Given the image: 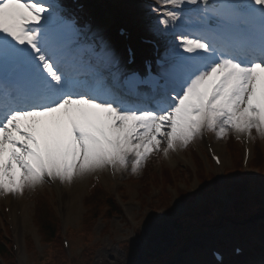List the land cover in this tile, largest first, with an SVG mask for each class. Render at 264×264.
Segmentation results:
<instances>
[{"label":"snow or ice","instance_id":"obj_1","mask_svg":"<svg viewBox=\"0 0 264 264\" xmlns=\"http://www.w3.org/2000/svg\"><path fill=\"white\" fill-rule=\"evenodd\" d=\"M157 3L158 32L178 27L186 5L210 9V0ZM228 7L199 35H178L147 106L142 94L133 102L78 81L51 4L0 0V193L129 165L135 174L153 154L186 149L205 133L264 139V0Z\"/></svg>","mask_w":264,"mask_h":264},{"label":"rangeland","instance_id":"obj_2","mask_svg":"<svg viewBox=\"0 0 264 264\" xmlns=\"http://www.w3.org/2000/svg\"><path fill=\"white\" fill-rule=\"evenodd\" d=\"M125 2L129 1L115 0L114 5L117 11L122 12L127 19L130 18L132 13L139 12L142 9L140 7L127 9ZM109 25H112L111 19L109 20ZM146 31L150 34L152 32V30L148 31L147 29ZM87 83L91 85V82L88 81ZM210 134L211 145L219 151L227 170L232 167L231 155L239 162V166H237L235 161H233L236 170L239 171L238 168L240 167L241 171H243L241 164L243 146L239 142H236L232 136L229 137L231 132L224 139H217L214 133ZM263 146L264 144L262 143L261 146L255 147V152L250 161V169H253L252 163L264 166ZM192 150L199 154L201 153V159L207 164L205 156L206 143H204L203 137L191 143L186 149L169 152L167 156L163 152L153 154L146 165L135 174L132 173L131 165H129L126 170L116 171L108 168L70 183L67 197L68 207L65 205L67 224H64L60 230H57L58 237H54L53 242L49 241L48 233L40 222L37 221L38 217H36L34 211V205L38 201V197H42V193L48 191L49 188L44 183L35 189L25 190L23 195H21V199L24 201V216L21 218V222L15 223L10 220L11 217H8L5 222L1 219L4 227L0 231V241L5 238L10 247H17V252L12 253L10 257L6 255L0 258V264H86L84 260L85 256L90 253L94 254L93 262L90 264H104L102 259L105 261V264H148L146 251L161 256L165 255L176 245L184 229L179 225L182 222L179 223L177 217L186 213L183 210V206L180 208L175 206L173 208L174 203L178 202L179 199L175 187H167L173 193V196H168L167 205L163 206L162 202L159 201V197L164 194V185L166 183L179 180L180 178L182 181L180 188L185 191L199 193L198 195H200L201 192L199 191L205 190L202 192V202H200L201 197L197 198V201L200 202L198 204L199 207L196 206L199 208L197 211H202L205 208H214L210 203L211 200H209L208 194L215 191V188H213L215 184H213L212 190H208L210 187L206 186L207 173L194 169L191 158V154H194ZM237 155L238 158H236ZM165 157L177 162L182 171L169 172L170 174L153 177V173L156 170L160 171V166L169 167V162H165ZM209 164L212 166L210 161ZM251 172L252 174L257 173V171ZM140 175L141 178H139ZM217 175L220 177L219 172ZM261 175L264 176V173L261 172ZM95 179H98L104 186L112 190L116 200L119 201V204L117 202V206L121 209L123 215L117 214L109 220L105 217L93 223H87L81 226L84 227L81 229L82 200L87 195V190ZM173 185L176 188L179 186L178 183H174ZM232 197L234 198L233 195ZM107 198L106 193H100L96 196V199L91 202L93 211H96V200L100 203L102 202L101 206L105 204ZM171 205L172 210L167 214V209ZM215 214H217L216 211ZM167 215H169V218L165 220ZM173 215L175 219H173ZM139 233L142 235L141 239H137L136 237V240H134L138 255L135 254L136 257L131 259L132 250H130V241L134 236L139 235ZM66 234L67 236H65ZM28 235L34 236L36 242L32 239V241H28ZM38 235L43 238V242ZM201 237L202 235H199L194 238L197 241L199 249L204 247L207 241L206 237L202 243L199 242ZM224 238H227V236L223 235ZM64 239L69 242V249L63 247ZM185 244H188V242L179 246L183 247Z\"/></svg>","mask_w":264,"mask_h":264},{"label":"trees","instance_id":"obj_3","mask_svg":"<svg viewBox=\"0 0 264 264\" xmlns=\"http://www.w3.org/2000/svg\"><path fill=\"white\" fill-rule=\"evenodd\" d=\"M46 214L47 213H43L42 216H41V219L43 220V224L42 226L45 228L46 232L48 233V237L49 238H52V236L55 234V228L52 227L51 223H49L48 221H46ZM0 252L2 254H4L5 250L3 248L2 245H0Z\"/></svg>","mask_w":264,"mask_h":264}]
</instances>
